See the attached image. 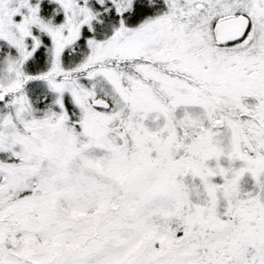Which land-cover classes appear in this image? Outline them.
<instances>
[{
	"label": "snow or ice",
	"instance_id": "obj_1",
	"mask_svg": "<svg viewBox=\"0 0 264 264\" xmlns=\"http://www.w3.org/2000/svg\"><path fill=\"white\" fill-rule=\"evenodd\" d=\"M0 264H264V0H0Z\"/></svg>",
	"mask_w": 264,
	"mask_h": 264
}]
</instances>
